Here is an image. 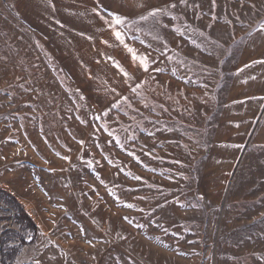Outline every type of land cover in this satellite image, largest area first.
Instances as JSON below:
<instances>
[{
	"label": "rangeland",
	"instance_id": "obj_1",
	"mask_svg": "<svg viewBox=\"0 0 264 264\" xmlns=\"http://www.w3.org/2000/svg\"><path fill=\"white\" fill-rule=\"evenodd\" d=\"M0 191L57 264H264V0H0Z\"/></svg>",
	"mask_w": 264,
	"mask_h": 264
},
{
	"label": "crops",
	"instance_id": "obj_2",
	"mask_svg": "<svg viewBox=\"0 0 264 264\" xmlns=\"http://www.w3.org/2000/svg\"><path fill=\"white\" fill-rule=\"evenodd\" d=\"M5 211L9 210L4 208ZM2 219V218H1ZM22 235L32 236V238H23L25 241L21 246L14 248L9 252V254H3V260L0 264H57V259L55 255H52L55 251H50L47 253L46 249L41 250L37 246L40 245L39 229L37 224L33 221V226L29 225L26 228H21ZM23 237V236H21ZM16 245V244H14Z\"/></svg>",
	"mask_w": 264,
	"mask_h": 264
},
{
	"label": "snow or ice",
	"instance_id": "obj_3",
	"mask_svg": "<svg viewBox=\"0 0 264 264\" xmlns=\"http://www.w3.org/2000/svg\"><path fill=\"white\" fill-rule=\"evenodd\" d=\"M181 2H183V0H181ZM172 7H175V5H172ZM161 12L160 9H155L153 10L150 15L152 16H156L157 14H159ZM113 16L115 17V24L116 25H120L124 23L123 18L116 16L115 14H113ZM142 19H146L147 17H141ZM112 26V25H110ZM114 35L116 37L117 40H119L121 42V44H123L124 48L127 50V52L131 55V59L134 63L138 62L139 65L141 66L142 70L147 72L150 68V64L151 62L149 61L147 55H143V54H138L137 50L133 47H131L130 45H128L125 42V35L120 32V31H115ZM106 43V42H105ZM117 67H120V65L117 63ZM157 71H159V69H157ZM126 76L129 75L127 72L124 73ZM140 85H137V87H139ZM133 91H135V89H133ZM125 101H127V97L123 98ZM118 106V105H117ZM106 114V113H105ZM81 143H83V141H81ZM134 155V153L132 154ZM137 179H139V177H137Z\"/></svg>",
	"mask_w": 264,
	"mask_h": 264
},
{
	"label": "trees",
	"instance_id": "obj_4",
	"mask_svg": "<svg viewBox=\"0 0 264 264\" xmlns=\"http://www.w3.org/2000/svg\"><path fill=\"white\" fill-rule=\"evenodd\" d=\"M0 202H4L7 208L15 210L19 214L18 221L26 228L29 225L33 226V220L31 219L28 212L25 210L23 205L15 198L12 194L7 191H0Z\"/></svg>",
	"mask_w": 264,
	"mask_h": 264
},
{
	"label": "built area",
	"instance_id": "obj_5",
	"mask_svg": "<svg viewBox=\"0 0 264 264\" xmlns=\"http://www.w3.org/2000/svg\"><path fill=\"white\" fill-rule=\"evenodd\" d=\"M3 211H4V207L0 205V218H2L1 221H0V262L3 259L2 241H3L4 237H5V232L8 229H10L9 224L15 222V219L11 218L9 223H8L7 218H3V217H5L4 214H2Z\"/></svg>",
	"mask_w": 264,
	"mask_h": 264
}]
</instances>
